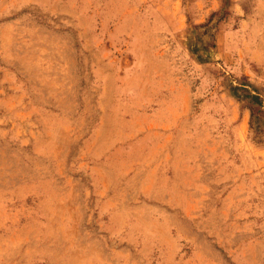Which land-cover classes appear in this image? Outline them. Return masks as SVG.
<instances>
[{
  "label": "rangeland",
  "instance_id": "1",
  "mask_svg": "<svg viewBox=\"0 0 264 264\" xmlns=\"http://www.w3.org/2000/svg\"><path fill=\"white\" fill-rule=\"evenodd\" d=\"M0 264H264V0H0Z\"/></svg>",
  "mask_w": 264,
  "mask_h": 264
}]
</instances>
